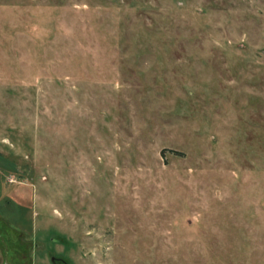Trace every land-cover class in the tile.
<instances>
[{
	"label": "rangeland",
	"instance_id": "1",
	"mask_svg": "<svg viewBox=\"0 0 264 264\" xmlns=\"http://www.w3.org/2000/svg\"><path fill=\"white\" fill-rule=\"evenodd\" d=\"M264 264V0H0V264Z\"/></svg>",
	"mask_w": 264,
	"mask_h": 264
},
{
	"label": "water",
	"instance_id": "2",
	"mask_svg": "<svg viewBox=\"0 0 264 264\" xmlns=\"http://www.w3.org/2000/svg\"><path fill=\"white\" fill-rule=\"evenodd\" d=\"M51 261H52L54 264H68L63 258L55 257V256H52V257H51Z\"/></svg>",
	"mask_w": 264,
	"mask_h": 264
}]
</instances>
